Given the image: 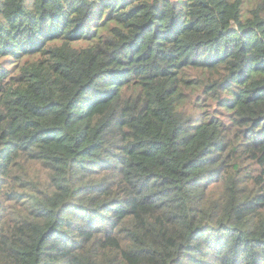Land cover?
I'll return each mask as SVG.
<instances>
[{
    "label": "trees",
    "instance_id": "trees-1",
    "mask_svg": "<svg viewBox=\"0 0 264 264\" xmlns=\"http://www.w3.org/2000/svg\"><path fill=\"white\" fill-rule=\"evenodd\" d=\"M0 264H264V0H0Z\"/></svg>",
    "mask_w": 264,
    "mask_h": 264
}]
</instances>
